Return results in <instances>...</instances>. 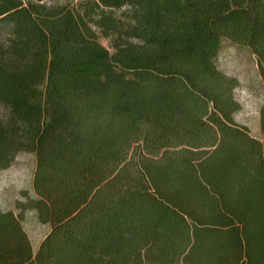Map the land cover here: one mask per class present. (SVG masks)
Instances as JSON below:
<instances>
[{
  "label": "trees",
  "instance_id": "16d2710c",
  "mask_svg": "<svg viewBox=\"0 0 264 264\" xmlns=\"http://www.w3.org/2000/svg\"><path fill=\"white\" fill-rule=\"evenodd\" d=\"M0 23V169L35 156L0 264H264V140L215 62L247 46L264 81V0H0Z\"/></svg>",
  "mask_w": 264,
  "mask_h": 264
},
{
  "label": "rangeland",
  "instance_id": "374dc122",
  "mask_svg": "<svg viewBox=\"0 0 264 264\" xmlns=\"http://www.w3.org/2000/svg\"><path fill=\"white\" fill-rule=\"evenodd\" d=\"M7 34V26L0 23V44L6 40ZM101 41L108 46L106 40ZM215 62L222 72L237 80L234 89V98L239 103V109L234 113L236 122L246 126L253 137L264 140V81L255 55L247 46L224 40ZM7 112V108L0 104V118H5ZM34 169L35 156L27 151L17 153L8 167L0 169V209L18 214L17 202L35 196L32 185ZM22 224L35 252L50 226L40 222L31 209L22 212Z\"/></svg>",
  "mask_w": 264,
  "mask_h": 264
}]
</instances>
